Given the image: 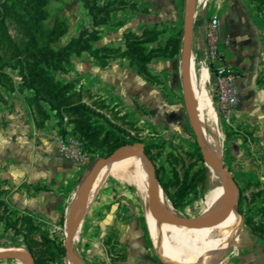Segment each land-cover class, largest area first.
<instances>
[{
    "label": "crops",
    "instance_id": "1",
    "mask_svg": "<svg viewBox=\"0 0 264 264\" xmlns=\"http://www.w3.org/2000/svg\"><path fill=\"white\" fill-rule=\"evenodd\" d=\"M124 1L127 3L114 6L111 18L101 24L96 46L121 47L123 51L128 32L141 35L157 27L164 31L155 45L177 36L178 54L153 57L148 64L153 79L140 73L127 56L112 55L103 64L102 55H91L90 63L70 69L67 80L73 78L76 89L84 85L100 94L107 104L128 114V119L137 122L146 134L162 125L161 121H168L170 101L184 98L185 85L193 101L186 54L181 50L186 0ZM263 14L254 0H194L190 26L192 67L206 121L205 137L240 187L248 186L245 212L241 214L245 218L252 213L258 220L264 219L258 212L264 205ZM214 15L220 18L221 39L229 40L223 46L224 57L241 75L240 101L230 123L222 120L216 106V69L206 37ZM0 91L4 96L0 100V252L27 253L24 232L8 225L9 216L15 219L30 215L50 237L64 243L67 227L76 219L84 198L94 158L88 165H79L63 157L57 144L61 126L55 112L49 111L50 117L38 126L25 99L28 93L1 86ZM209 173L213 183L227 185L220 173ZM142 176L137 153L123 154L100 166L94 192L73 238L77 264H164L156 248L179 264H206L212 259L215 241L199 236L167 212L162 213L161 222L157 220L148 177L145 175L146 181L142 182ZM209 199L204 213L190 221L214 236L221 233L223 225L227 228L223 233L238 232L215 264H264V244L247 224L246 228L240 220L237 223L231 219L225 211L229 201H224L215 189ZM248 203H252V211ZM58 261L67 264L65 256ZM0 264L23 263L0 259Z\"/></svg>",
    "mask_w": 264,
    "mask_h": 264
},
{
    "label": "trees",
    "instance_id": "2",
    "mask_svg": "<svg viewBox=\"0 0 264 264\" xmlns=\"http://www.w3.org/2000/svg\"><path fill=\"white\" fill-rule=\"evenodd\" d=\"M13 1L5 0L0 3V65L4 60L13 61L25 81L36 80L49 94L50 108H46L44 102L39 100L40 91L25 97L33 112L36 124L42 126L50 117L49 111H54L61 126V135L78 136L83 141L85 151L92 155V159L94 158V162L100 157L110 156L125 144H131L132 140L129 137H132V130L141 134L143 129L137 125V122L129 120L128 114H121L120 109L107 104L100 94L94 93L87 86L81 85L79 89H76L74 81L56 79L54 74L44 66L43 57L23 58L22 50L11 33L10 25L16 22L25 28L27 24L16 15L12 7ZM254 1L257 2L258 9L264 12V0ZM84 3L93 24L101 25L111 18L114 6L127 2L107 0L100 3L99 0H85ZM163 31L154 27L146 29L141 35L132 31L128 32L125 50L122 51L121 47H97L94 56L99 54L105 59L118 54L127 56L131 63L137 66L140 73L153 79L154 77L148 70V64L153 57H174L179 52L180 38L177 36H170L164 44L159 42L158 45L148 46L149 43L157 42ZM178 34H181V29L178 30ZM105 63L103 62V64ZM5 86L10 90L15 89L13 81ZM0 100H4L1 92ZM65 119L68 121L65 122ZM138 134L132 139H136ZM155 147L163 148V145L157 142L145 145L146 153L154 162H156V156H153L152 150ZM104 149L110 151L105 154ZM179 150L180 152L174 150L166 152L169 168L164 164L156 165L155 174L170 200V209L180 216L178 208L186 205L191 194L198 197L197 186L207 179L208 169L196 140H194L193 149L182 151L181 147ZM247 188L248 186L240 187V210L242 213L245 212L244 193ZM256 194H260V192ZM247 206L250 211L254 209L252 203H248ZM258 212L264 217V205L258 209ZM245 222L257 240L264 244V219L258 220L256 215L251 213L245 216ZM8 225L16 229L17 232H24L27 251L33 258V264H61L58 258L66 255V247L61 241L58 242L56 238L50 237L49 232L36 224L32 216L23 215L15 219L9 216Z\"/></svg>",
    "mask_w": 264,
    "mask_h": 264
},
{
    "label": "rangeland",
    "instance_id": "3",
    "mask_svg": "<svg viewBox=\"0 0 264 264\" xmlns=\"http://www.w3.org/2000/svg\"><path fill=\"white\" fill-rule=\"evenodd\" d=\"M3 1L5 0H0V3ZM84 2L85 0H14L12 7L16 15L27 24L25 28L16 22L10 25L11 33L22 50L23 58L43 57L44 66L54 74L56 79L74 81L73 78L67 80L69 79L68 72L70 69H81L82 63L92 61L90 56L95 55V50L98 47L96 41L101 31V25L93 24ZM99 2L101 3L100 0ZM153 45H155L154 42L148 44L149 47ZM85 52L89 53L88 57H85ZM100 61L107 63L105 58ZM12 81L15 84V89L11 91L19 90L28 93L25 96L34 95L40 91L39 100H42L43 104L50 108L49 94L42 89L38 82L34 79L25 81L18 68L14 66V62L4 60L0 65V86L6 87L5 84H10ZM38 86L39 88H37ZM178 98L177 101L174 99L170 101L171 104L167 110L168 121H161L162 125L150 129L146 134H142V132L138 134L132 130V137L137 134L139 136L136 139L129 137L132 140L131 143L140 142L146 145L157 142L163 145V148L155 147L152 150L153 156H156V162L153 161L155 167L164 164L169 168L166 152L170 150L180 152L181 147L182 151L194 148L196 135L191 121V106H187L185 97ZM189 101L191 102L190 95ZM104 112L106 113V111ZM160 116L156 115L157 118ZM67 121L65 119V122ZM103 151L107 154L110 150L104 149ZM209 168L207 167V179L202 181L199 186L201 196L196 197L195 194H192L186 206L177 210L181 217L188 218L185 221L201 216L208 205L210 194L214 191ZM143 173L147 175L144 166ZM160 186L162 187L161 184ZM231 193L233 196L232 189Z\"/></svg>",
    "mask_w": 264,
    "mask_h": 264
},
{
    "label": "water",
    "instance_id": "4",
    "mask_svg": "<svg viewBox=\"0 0 264 264\" xmlns=\"http://www.w3.org/2000/svg\"><path fill=\"white\" fill-rule=\"evenodd\" d=\"M193 2L194 0H186L185 19H184V36L181 41V50L185 51V54H186L188 78H189L190 57L192 56L191 50H190V26H191V11H192ZM186 86L187 85H185V92H184L185 102L187 106H191V121H192V125L195 131L196 141L200 147V151L203 155L206 166L212 167L213 169L217 170L220 173V175L223 177V179L226 181L227 188L224 193L227 194V197L232 194L231 189L234 191V195L230 196V201L225 206V211L232 218V220L234 219L235 216L238 217L242 226L247 228L245 218L241 214V210H240V185L235 180L229 167H227L224 164L220 154L217 153L215 150H213V148L208 143L205 137L204 130L202 129V125L198 119V116H197V113H196V110H195V107H194V104L191 98V94L189 91V87L188 86L186 87ZM189 95H190L191 102L189 101ZM126 153H137L138 156L140 157V160L143 166L145 167L147 171L148 183H149L150 194H151L152 210L155 213L157 220L161 222L162 209L168 210L176 219L182 220L181 216L177 215L173 210L170 209L171 205L166 197L164 190L160 186V183L156 177V174H155L156 167L153 161L150 159V157L145 151V144L140 143V142L125 144L121 146L120 148H118L116 151H114L110 156L100 157L94 164V167L89 175L88 184L86 186L84 198L80 203V207H79L78 214H77V219L69 223L67 227V236H66V240L63 243L64 246L66 247L65 260L67 263L77 264L73 256V252H72L73 238H74V234L76 233L80 218L82 216L84 206L94 192V179L96 177L97 172L100 169V166L105 163L114 162L119 156L126 154ZM226 229H227L226 225L221 226V233L223 234V232L226 231ZM227 245H228V242L224 240L222 237L216 238L214 248H213L214 254L211 256L212 259L206 264H215L216 261L223 254V252L226 250ZM156 251H157L159 258L164 262V264H179L176 261H173L171 259L164 257L162 254L159 253L157 248H156ZM0 259H17L21 261L23 264H33V258L30 256L28 251L27 253L19 252V251L0 252Z\"/></svg>",
    "mask_w": 264,
    "mask_h": 264
},
{
    "label": "built area",
    "instance_id": "5",
    "mask_svg": "<svg viewBox=\"0 0 264 264\" xmlns=\"http://www.w3.org/2000/svg\"><path fill=\"white\" fill-rule=\"evenodd\" d=\"M209 45V57L216 69V106L226 123L232 120L233 110L240 101L239 70L224 57L223 46L229 40H222L220 36V18L218 15L211 17L206 33ZM60 154L79 165H88L92 155L85 151L83 141L75 135H60L58 138Z\"/></svg>",
    "mask_w": 264,
    "mask_h": 264
},
{
    "label": "bare ground",
    "instance_id": "6",
    "mask_svg": "<svg viewBox=\"0 0 264 264\" xmlns=\"http://www.w3.org/2000/svg\"><path fill=\"white\" fill-rule=\"evenodd\" d=\"M189 79H190V84H191V90H192V97H193V104H194V107H195V110H196V113H197V116H198V119L202 125V129L206 130V121H205V117H204V111L202 109V105H201V100H200V90H199V86H198V81H197V78H196V75H195V72L193 70V67H192V59L190 57V64H189ZM139 158V163L142 167V171H143V164L140 160V157L138 156ZM214 170L216 172H218L217 170L213 169V168H209V171L211 170ZM219 173V172H218ZM142 182H145L146 181V176L145 174L143 173V176H142ZM140 181V182H141ZM213 188L215 189V191L218 193L219 196H221L224 201H230V196L227 197V194L224 193L227 186L226 184H223V183H220L219 181H215L213 183ZM91 197L89 198V200L86 202L85 206H84V210H83V213H82V216L85 212V209L90 201ZM146 204H148V202L146 201L145 202ZM149 205V204H148ZM80 207V205H79ZM150 207V205H149ZM151 208V207H150ZM79 210V208H78ZM163 212H167L172 218L176 219L175 217L172 216V214L166 210V209H162V213ZM78 214V213H77ZM163 215V214H162ZM82 216L80 218V221L79 223L81 222V219H82ZM76 219H77V216H76ZM232 219V218H231ZM178 220V219H176ZM235 222L238 223L239 219L238 217H234L233 219ZM178 221H181V222H184L188 227H190L196 234H198L199 236H203V237H206L210 240H213V241H216V238L218 237H222L224 240H226L227 242L231 241L235 236H237L238 232H226V233H218L216 234L215 236L212 235V234H209L207 232H205L204 230H202L199 226H197L196 224H194L193 222L191 221H185V220H178ZM78 223V225H79ZM215 244V243H214ZM67 263V262H66ZM69 264V263H67Z\"/></svg>",
    "mask_w": 264,
    "mask_h": 264
}]
</instances>
